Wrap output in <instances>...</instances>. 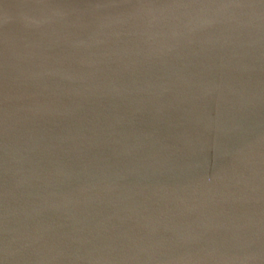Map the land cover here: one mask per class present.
<instances>
[{
    "label": "water",
    "instance_id": "1",
    "mask_svg": "<svg viewBox=\"0 0 264 264\" xmlns=\"http://www.w3.org/2000/svg\"><path fill=\"white\" fill-rule=\"evenodd\" d=\"M0 264H264V0H0Z\"/></svg>",
    "mask_w": 264,
    "mask_h": 264
}]
</instances>
